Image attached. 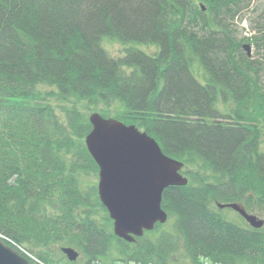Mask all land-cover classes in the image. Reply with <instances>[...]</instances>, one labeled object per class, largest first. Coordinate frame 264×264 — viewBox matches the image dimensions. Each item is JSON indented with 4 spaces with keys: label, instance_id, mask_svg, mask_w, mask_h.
<instances>
[{
    "label": "trees",
    "instance_id": "obj_1",
    "mask_svg": "<svg viewBox=\"0 0 264 264\" xmlns=\"http://www.w3.org/2000/svg\"><path fill=\"white\" fill-rule=\"evenodd\" d=\"M93 111L185 163L189 182L163 192L171 229L114 233ZM263 141L264 0H0V237L16 248L52 264H264V234L213 204L264 203Z\"/></svg>",
    "mask_w": 264,
    "mask_h": 264
},
{
    "label": "water",
    "instance_id": "obj_2",
    "mask_svg": "<svg viewBox=\"0 0 264 264\" xmlns=\"http://www.w3.org/2000/svg\"><path fill=\"white\" fill-rule=\"evenodd\" d=\"M244 47L251 55V45L245 43ZM89 121L92 129L85 142L99 166L101 202L113 220L114 233L132 242L135 236L153 230L157 223L167 222L169 215L162 207L163 192L171 185L189 182L181 171L185 163L164 153L160 143L135 124L105 117L99 111L91 112ZM218 206L232 207L253 226H264V220L248 213L236 202H219ZM62 251L71 261L79 257L73 247H63ZM0 264L32 263L0 238Z\"/></svg>",
    "mask_w": 264,
    "mask_h": 264
},
{
    "label": "flooded vegetation",
    "instance_id": "obj_3",
    "mask_svg": "<svg viewBox=\"0 0 264 264\" xmlns=\"http://www.w3.org/2000/svg\"><path fill=\"white\" fill-rule=\"evenodd\" d=\"M260 147L264 150V141L260 143ZM236 202L241 207H243L248 213L255 215L258 219L264 220V203L259 202L256 198L252 199V201H249L248 199L244 198L242 201H228L224 203H231ZM216 208L220 209L222 213L228 215L229 219H232L233 221L239 222L245 226L250 231L258 232L261 235L264 234V226L263 227H255L253 226L240 212L233 209L232 207H219L217 202L213 203ZM230 211H228V209Z\"/></svg>",
    "mask_w": 264,
    "mask_h": 264
},
{
    "label": "rangeland",
    "instance_id": "obj_4",
    "mask_svg": "<svg viewBox=\"0 0 264 264\" xmlns=\"http://www.w3.org/2000/svg\"><path fill=\"white\" fill-rule=\"evenodd\" d=\"M242 26H247L248 23L243 21V23L241 24ZM241 31L244 32V34H246V32H249L247 29L244 30V29H240ZM247 43V42H246ZM104 45L105 47L109 50V52L112 54V55H115V56H118L119 54L123 53L124 49H125V46L126 44L121 42V41H118V40H112V39H106L104 41ZM139 47H142L143 49H145L146 51H153V46H139ZM255 52L254 50V47H251V55H253ZM198 78L202 81V82H205L204 78L201 77V76H198ZM95 181L98 182L99 180V175L97 177L94 178ZM228 209V208H227ZM228 211H230V209H228ZM227 212H225V215L228 217V215L226 214ZM230 217V216H229ZM228 217V218H229ZM172 227V224H171V221L167 222L166 225H165V228L166 229H171ZM56 250L59 252L58 248H56Z\"/></svg>",
    "mask_w": 264,
    "mask_h": 264
},
{
    "label": "built area",
    "instance_id": "obj_5",
    "mask_svg": "<svg viewBox=\"0 0 264 264\" xmlns=\"http://www.w3.org/2000/svg\"><path fill=\"white\" fill-rule=\"evenodd\" d=\"M17 248L20 249L22 252H24L27 256H29L31 259H33L38 264H50V263H47V262L39 259L38 257H36L34 254H32L31 252H29L27 249H25L23 247H20L17 245ZM92 264H101V263L99 261H94ZM119 264H135V263H133V262H122Z\"/></svg>",
    "mask_w": 264,
    "mask_h": 264
}]
</instances>
